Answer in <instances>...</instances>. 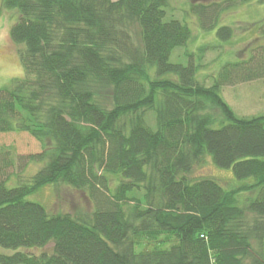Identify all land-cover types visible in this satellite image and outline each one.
<instances>
[{
    "label": "trees",
    "instance_id": "16d2710c",
    "mask_svg": "<svg viewBox=\"0 0 264 264\" xmlns=\"http://www.w3.org/2000/svg\"><path fill=\"white\" fill-rule=\"evenodd\" d=\"M170 1H1L17 16L9 37L23 75L0 88V133L38 141L27 159L41 165L8 184L12 161L0 153V247L13 251L0 264H264V115L238 117L221 96L264 78V17L250 26L248 55L206 85L197 73L208 46L185 51L186 64L169 61L191 39L167 15ZM251 2L264 4L189 8L207 32ZM216 36L229 41L233 30L219 26ZM205 156L238 186L189 178ZM60 184L86 193L93 211L50 213L28 199ZM241 192L251 196L241 202Z\"/></svg>",
    "mask_w": 264,
    "mask_h": 264
},
{
    "label": "rangeland",
    "instance_id": "374dc122",
    "mask_svg": "<svg viewBox=\"0 0 264 264\" xmlns=\"http://www.w3.org/2000/svg\"><path fill=\"white\" fill-rule=\"evenodd\" d=\"M1 1L0 88L8 85L14 78L23 75L19 57L21 47L14 44L9 37V30L16 22L17 16L15 12L3 9ZM212 1L219 0H171L166 9L168 16L186 24L191 31V39L186 47L176 48L171 53L170 63L186 64L188 59L184 57L185 51L193 53L202 46H208V49L202 54L201 60H199L202 68L199 70V74L197 73V77L204 78L203 81L206 85L211 83L209 76L215 74L225 62L243 59L248 55L247 46L256 39L254 28L252 30L250 26L264 17V4L244 3L224 11L216 28L206 32L199 27L197 17L190 12L189 7L191 4ZM223 25L230 26L233 30V36L226 42L219 40L216 36L217 27ZM248 27H250L249 30L245 31ZM259 42L264 43V40ZM199 63L197 62V64ZM221 96L238 117L264 115V78L224 86L221 90ZM148 122L152 123L153 117L149 116ZM4 152H7L12 161L8 184L26 183L40 168V163L30 162L27 159V156L41 152L40 143L27 133H0V153ZM189 178L192 180L212 178L227 190L238 186L231 170L216 167L209 156H205L203 161L192 169ZM114 184L115 181L110 182L109 188L111 190H113ZM15 186L17 185H8V187ZM249 196L251 193L241 192L238 198L242 202ZM28 199L43 205L50 213H68L75 217L91 213L94 207L86 193L62 184L44 186L36 193L29 195ZM51 249L52 245L49 244L44 251L49 253ZM41 251L35 249L27 252L39 254ZM0 253L12 254L13 251L0 247Z\"/></svg>",
    "mask_w": 264,
    "mask_h": 264
}]
</instances>
